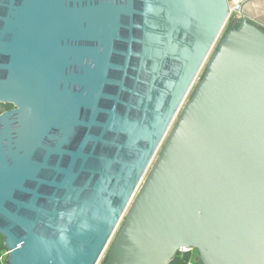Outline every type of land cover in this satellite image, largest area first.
<instances>
[{
	"label": "water",
	"instance_id": "95a60500",
	"mask_svg": "<svg viewBox=\"0 0 264 264\" xmlns=\"http://www.w3.org/2000/svg\"><path fill=\"white\" fill-rule=\"evenodd\" d=\"M229 10L0 0L8 264H99L162 146L102 264H264V30Z\"/></svg>",
	"mask_w": 264,
	"mask_h": 264
},
{
	"label": "crops",
	"instance_id": "0c3cea01",
	"mask_svg": "<svg viewBox=\"0 0 264 264\" xmlns=\"http://www.w3.org/2000/svg\"><path fill=\"white\" fill-rule=\"evenodd\" d=\"M230 2L231 4L233 2H242V12L239 21L246 17L264 30V0H230Z\"/></svg>",
	"mask_w": 264,
	"mask_h": 264
},
{
	"label": "trees",
	"instance_id": "16d2710c",
	"mask_svg": "<svg viewBox=\"0 0 264 264\" xmlns=\"http://www.w3.org/2000/svg\"><path fill=\"white\" fill-rule=\"evenodd\" d=\"M239 22V20H238ZM229 28L235 26L232 22L229 24ZM14 108L13 104L10 103H0V113H3L5 111H8L10 109ZM7 250V247L5 245V238L0 233V264H4V262L1 259V256L3 253ZM196 251V250H193ZM193 251H179L178 254L175 256V258L172 260L170 264H189L190 262H195L196 264H201L199 259V254L196 251V256H193Z\"/></svg>",
	"mask_w": 264,
	"mask_h": 264
},
{
	"label": "rangeland",
	"instance_id": "374dc122",
	"mask_svg": "<svg viewBox=\"0 0 264 264\" xmlns=\"http://www.w3.org/2000/svg\"><path fill=\"white\" fill-rule=\"evenodd\" d=\"M239 22H240V21H239ZM239 22H238V21H234V22H232V23L236 26V25H238ZM229 26H230V25H228V26L225 28L224 31H226V30L229 28ZM206 65H207V64H205L204 67H203V69L201 70V72H200V74H199V76H198V78H197V80H196V82H195V84H194V86H193V88H192V90H191V92H190V94H189L187 100L191 97V95H192L193 92H194V89H195L196 85L198 84V82H199L200 79L202 78V76H203V74H204V72H205V69H206ZM185 104H186V102H185ZM185 104H184V105H185ZM182 110H183V109H182ZM182 110H181V112H182ZM181 112L179 113L178 117L180 116ZM178 117H177V119H178ZM177 119H176V120H177ZM175 124H176V121H175L174 124L172 125V128L175 126ZM172 128H171V130H172ZM170 132H171V131H170ZM170 132H169V134H170ZM169 134H168V136H169ZM168 136H167V138H168ZM167 138L165 139L164 143L166 142ZM162 147H163V146H162ZM162 147L160 148L159 152L157 153V155H156V157H155V159H154V161H153L151 167L149 168V170H148L147 174L145 175V177H144V179H143L141 185L139 186V188H138V190H137V192H136V195H135V197H134V199H133L131 205L129 206V208H128L126 214H127L128 211L130 210V208H131V206H132V204H133V202H134L136 196L138 195V193H139L140 190L142 189V187H143V185H144L146 179L148 178V176H149V174H150V172H151L153 166L155 165L156 160L158 159V157H159V155H160V152H161V150H162ZM126 214H125V216L123 217L121 223L119 224V226H118V228H117V230H116V232H115V234H114V236H113V238H112L110 244L108 245L106 251L104 252V254H103V256H102V258H101L99 264H102V263L106 260V257H107V254H108L109 247H110V245L112 244V242H113V240H114L116 234L118 233L119 229H120L121 226L123 225L124 220H125V217H126ZM192 253H193V256H194V257L197 255V254H196V251H193Z\"/></svg>",
	"mask_w": 264,
	"mask_h": 264
},
{
	"label": "built area",
	"instance_id": "2783aa9c",
	"mask_svg": "<svg viewBox=\"0 0 264 264\" xmlns=\"http://www.w3.org/2000/svg\"><path fill=\"white\" fill-rule=\"evenodd\" d=\"M229 3H230V10H229V16H228V21H227L226 27L231 22L238 21L240 19L241 12H242V2H233L231 4V2L229 0ZM182 251L186 252V251H193V250L192 249H183ZM9 253H10V251L7 249L3 253V255L1 256V259L4 262V264H8L7 260H8ZM189 264H196V263L190 262Z\"/></svg>",
	"mask_w": 264,
	"mask_h": 264
}]
</instances>
